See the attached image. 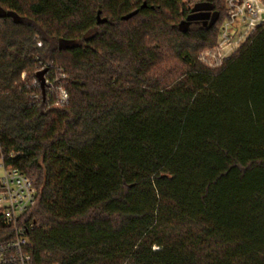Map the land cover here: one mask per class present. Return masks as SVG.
<instances>
[{
  "label": "trees",
  "instance_id": "trees-1",
  "mask_svg": "<svg viewBox=\"0 0 264 264\" xmlns=\"http://www.w3.org/2000/svg\"><path fill=\"white\" fill-rule=\"evenodd\" d=\"M199 1L0 0V161L37 191L33 264H264V23L209 67L229 13L202 0L186 28ZM41 63L66 104L31 96Z\"/></svg>",
  "mask_w": 264,
  "mask_h": 264
},
{
  "label": "built area",
  "instance_id": "built-area-1",
  "mask_svg": "<svg viewBox=\"0 0 264 264\" xmlns=\"http://www.w3.org/2000/svg\"><path fill=\"white\" fill-rule=\"evenodd\" d=\"M227 8L229 17L221 28L217 46L200 56V60L209 67L221 66L264 23V0H227ZM41 68L46 70L44 90L37 77L39 71H36L31 82L36 91L31 96L36 99L44 96L56 107L66 104L70 97L64 85L67 73L52 63H41ZM22 79H26L25 73ZM3 169L0 177V211L6 223L13 226L14 236L0 242V264H33L29 229L20 226V218L34 205L37 191L24 172L16 168L5 169L4 166Z\"/></svg>",
  "mask_w": 264,
  "mask_h": 264
},
{
  "label": "water",
  "instance_id": "water-1",
  "mask_svg": "<svg viewBox=\"0 0 264 264\" xmlns=\"http://www.w3.org/2000/svg\"><path fill=\"white\" fill-rule=\"evenodd\" d=\"M213 6L211 3L209 2H197L194 7H193V11H196V10H206V9H212ZM137 14V10L135 11H132L126 15H124L122 18L127 20L131 17H133L134 15ZM7 15H9V13L0 5V17L1 18H4L6 17ZM97 18H98V23H105L107 21L106 18H102L101 17V13L98 12V15H97ZM182 25H188V22L187 21H184L182 23ZM46 73V70H42V71H39L37 73V77L38 79L41 81V87H42V90H44V87H45V78H44V74Z\"/></svg>",
  "mask_w": 264,
  "mask_h": 264
},
{
  "label": "flooded vegetation",
  "instance_id": "flooded-vegetation-1",
  "mask_svg": "<svg viewBox=\"0 0 264 264\" xmlns=\"http://www.w3.org/2000/svg\"><path fill=\"white\" fill-rule=\"evenodd\" d=\"M199 2H206V1H199ZM215 14L213 10L211 9H206V10H196L188 14L187 18L184 21L188 22V25H184L186 28L193 24H200V25H207L210 21L213 20Z\"/></svg>",
  "mask_w": 264,
  "mask_h": 264
},
{
  "label": "rangeland",
  "instance_id": "rangeland-1",
  "mask_svg": "<svg viewBox=\"0 0 264 264\" xmlns=\"http://www.w3.org/2000/svg\"><path fill=\"white\" fill-rule=\"evenodd\" d=\"M186 2H188V0H184V3H186ZM186 4H187V6L190 5L189 3H186ZM237 26L240 27V24L238 23ZM187 28H189V26H188ZM62 45L65 46L66 43H65V44L62 43ZM216 46H217V44H216L213 48H208V49H205V50L202 49L203 51H202V52H201V51L199 52V57L201 56V54H202L203 52H205V51H207V50H210V49H214ZM56 67H57V66H56ZM58 68H60V67H58ZM61 69H63V68H61ZM42 70H44V68L38 69L37 72H38V71H42ZM35 76H36V75H35ZM30 77H31V73H28V72L25 73V78H26V79H27V78H30ZM64 85H67V82H66ZM3 171H4V169H3V166L1 165V162H0V177H1L2 174H3Z\"/></svg>",
  "mask_w": 264,
  "mask_h": 264
}]
</instances>
